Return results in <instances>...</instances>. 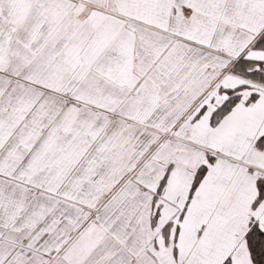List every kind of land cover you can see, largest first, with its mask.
I'll return each mask as SVG.
<instances>
[{
    "label": "snow or ice",
    "instance_id": "1",
    "mask_svg": "<svg viewBox=\"0 0 264 264\" xmlns=\"http://www.w3.org/2000/svg\"><path fill=\"white\" fill-rule=\"evenodd\" d=\"M0 264H264V0H0Z\"/></svg>",
    "mask_w": 264,
    "mask_h": 264
}]
</instances>
